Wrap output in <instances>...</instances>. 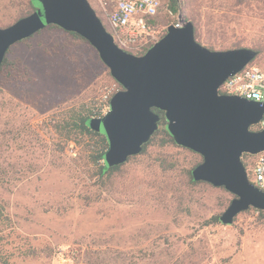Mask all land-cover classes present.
<instances>
[{
	"label": "rangeland",
	"instance_id": "rangeland-1",
	"mask_svg": "<svg viewBox=\"0 0 264 264\" xmlns=\"http://www.w3.org/2000/svg\"><path fill=\"white\" fill-rule=\"evenodd\" d=\"M89 1L103 14L104 0ZM160 1L152 25L161 39L179 16ZM181 3L203 46L264 49V0ZM26 5L0 0V27ZM7 58L16 70L0 78V264H264V216L250 210L231 225L212 222L233 196L190 182L197 153L152 147L99 179L88 157L92 142L79 145L56 130L86 105L105 115V95L119 89L89 43L46 28ZM253 61L264 64V53ZM256 158L244 160L247 171Z\"/></svg>",
	"mask_w": 264,
	"mask_h": 264
},
{
	"label": "water",
	"instance_id": "water-1",
	"mask_svg": "<svg viewBox=\"0 0 264 264\" xmlns=\"http://www.w3.org/2000/svg\"><path fill=\"white\" fill-rule=\"evenodd\" d=\"M30 2L33 14L0 27V67L9 48L50 25L87 40L122 86L109 111L86 122L107 139L105 172L140 153L160 120L156 108L165 112L175 143L203 158L191 172L194 181L235 196L220 216L223 225L250 208L264 211V191L250 182L242 161L244 154L264 152V129H252L264 116V103L219 93L229 77L256 58L254 50H210L197 42L194 24L179 16V26L136 56L115 43L89 0Z\"/></svg>",
	"mask_w": 264,
	"mask_h": 264
},
{
	"label": "built area",
	"instance_id": "built-area-1",
	"mask_svg": "<svg viewBox=\"0 0 264 264\" xmlns=\"http://www.w3.org/2000/svg\"><path fill=\"white\" fill-rule=\"evenodd\" d=\"M109 1L110 3L108 0L101 1V9L108 22L105 27L121 49L133 55L142 56L147 49L160 40L155 36L154 25L149 23L160 13L162 7L160 0ZM174 25L179 26V22ZM118 91L120 90L117 89L115 93ZM219 93L264 103V64L250 63L243 70L229 77L219 88ZM113 96L108 92L104 97L105 114L110 109ZM257 126L264 129V116ZM255 157L257 158L251 170L248 171L249 180L264 191V152Z\"/></svg>",
	"mask_w": 264,
	"mask_h": 264
},
{
	"label": "trees",
	"instance_id": "trees-1",
	"mask_svg": "<svg viewBox=\"0 0 264 264\" xmlns=\"http://www.w3.org/2000/svg\"><path fill=\"white\" fill-rule=\"evenodd\" d=\"M181 1L182 0H168L169 10L176 16H181V14L184 13V7H183ZM240 1L245 2L246 0H240ZM34 12H35V8L31 4L30 0H27V5L18 12L13 24L15 22L19 21L20 19H23V18L33 14ZM184 18H186V17L184 16ZM149 23L152 24L153 19L150 20ZM46 28L61 29L60 27H58L56 25H50V26H47ZM167 30L165 31V33L162 37H164L167 34ZM67 33H69L71 36H73L77 40L89 43L87 40H85L83 37H81L80 35H78L76 33H72V32H67ZM33 36H31L30 38H32ZM195 38H196V28H195ZM209 49L213 50L212 48H209ZM235 49H240V47H236ZM148 50L149 49H147V51ZM229 50H231V49H229ZM252 50H254L257 53L256 58L264 53V49H263L262 44H260L256 48H252ZM10 51H11V48L8 49L6 56H5V58L2 62V65L0 67V78L7 76V75L11 74V72L13 70H16V63L9 61V59L7 58V55L10 53ZM251 63H254V61H252ZM117 84H118L119 90H122V86L119 83H117ZM153 111L157 115H159V117H160V120L158 122L155 133L152 135L151 139L142 146L140 153H138L136 156L129 158V160L125 164H127L128 162H130L134 158H137L139 156L147 154L149 149L152 147L163 148V147H166L169 145L178 146L175 143L173 137L167 131V119L165 117V112H163L159 109H156V108H154ZM102 116H104V115L101 112L100 107L87 106L86 105L84 107H81L80 109H74L73 111H71L69 114H67L65 117H63L60 121H58V124L56 127V130L61 135H63L68 141H74V142L78 141L79 145H81L84 141H86V139H89L92 142V144L89 145L88 157H89V160L91 161V163L96 167L97 170H96L95 176L99 177V179L110 178L115 172L121 170L122 167L125 165V164H123V165L115 166V167L110 168L106 172L104 171V153L106 152V150L108 148L107 139L102 134L92 131L86 125V122L89 118H98V117H102ZM252 129L253 130H262L259 126H255ZM246 158L252 159V158H255V156H252L250 154H244L242 157L244 164H245L244 160ZM202 161H203V158L200 156V160L193 163L187 171L188 176H189V180L194 185L203 184V182L194 181L192 174H191L192 170L197 165H199ZM162 165H164V164H162ZM221 188H223V187H221ZM232 196L234 199L235 196L234 195H232ZM250 210H254V211L260 213L261 216H264V211L256 210L254 208H250L247 211H250ZM247 211H245V212H247ZM1 215H3V211L0 208V216ZM220 216L214 217L212 222H220L221 223Z\"/></svg>",
	"mask_w": 264,
	"mask_h": 264
},
{
	"label": "crops",
	"instance_id": "crops-1",
	"mask_svg": "<svg viewBox=\"0 0 264 264\" xmlns=\"http://www.w3.org/2000/svg\"><path fill=\"white\" fill-rule=\"evenodd\" d=\"M93 8H94V7H93ZM94 9H95V8H94ZM97 14H98L99 17L102 19L104 25L107 27L108 22H107V19H106L105 16H104V14H101V15H100L98 12H97Z\"/></svg>",
	"mask_w": 264,
	"mask_h": 264
}]
</instances>
